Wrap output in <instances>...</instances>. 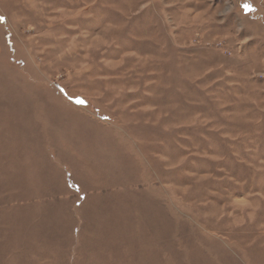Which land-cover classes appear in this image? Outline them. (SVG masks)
<instances>
[{
  "label": "rangeland",
  "instance_id": "1",
  "mask_svg": "<svg viewBox=\"0 0 264 264\" xmlns=\"http://www.w3.org/2000/svg\"><path fill=\"white\" fill-rule=\"evenodd\" d=\"M0 264H264V0H0Z\"/></svg>",
  "mask_w": 264,
  "mask_h": 264
},
{
  "label": "crops",
  "instance_id": "2",
  "mask_svg": "<svg viewBox=\"0 0 264 264\" xmlns=\"http://www.w3.org/2000/svg\"><path fill=\"white\" fill-rule=\"evenodd\" d=\"M186 6H187V3H186ZM206 11V12H205ZM201 13H207V17L206 16H203V21H205V24L208 23L209 21V17H208V10H204L203 12ZM187 14H189V11H187ZM199 14H195L194 16V13H192V17H191V20H195L197 18ZM187 21V20H186Z\"/></svg>",
  "mask_w": 264,
  "mask_h": 264
},
{
  "label": "snow or ice",
  "instance_id": "3",
  "mask_svg": "<svg viewBox=\"0 0 264 264\" xmlns=\"http://www.w3.org/2000/svg\"><path fill=\"white\" fill-rule=\"evenodd\" d=\"M243 7L245 8V10H250V6L248 4H244Z\"/></svg>",
  "mask_w": 264,
  "mask_h": 264
}]
</instances>
